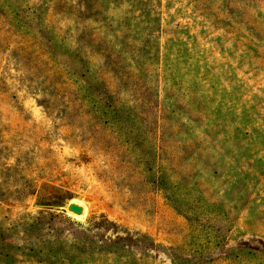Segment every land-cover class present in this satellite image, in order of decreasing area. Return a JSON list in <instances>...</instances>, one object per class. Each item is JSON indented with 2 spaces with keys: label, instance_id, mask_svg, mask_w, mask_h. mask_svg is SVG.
<instances>
[{
  "label": "rangeland",
  "instance_id": "rangeland-1",
  "mask_svg": "<svg viewBox=\"0 0 264 264\" xmlns=\"http://www.w3.org/2000/svg\"><path fill=\"white\" fill-rule=\"evenodd\" d=\"M262 3L0 0V264H264Z\"/></svg>",
  "mask_w": 264,
  "mask_h": 264
},
{
  "label": "trees",
  "instance_id": "trees-1",
  "mask_svg": "<svg viewBox=\"0 0 264 264\" xmlns=\"http://www.w3.org/2000/svg\"><path fill=\"white\" fill-rule=\"evenodd\" d=\"M256 1H264V0H256ZM234 5H237V2H234ZM261 7L264 8V3L261 4ZM264 11V9H263ZM41 23L40 21H38ZM78 51L77 49H72L70 52V59L73 60L75 63H77L78 59ZM65 75L68 78L73 79V82L76 83L79 87L83 85V80H80L76 77L75 72L72 71H64ZM85 93L82 95L83 100H87L88 104L92 105V108H95L97 106V103H99V99L96 97V93L91 89V87H88L87 89H84ZM112 98L108 96V99H106L105 104L109 107H113L112 101H110ZM218 209H216L217 211Z\"/></svg>",
  "mask_w": 264,
  "mask_h": 264
},
{
  "label": "water",
  "instance_id": "water-1",
  "mask_svg": "<svg viewBox=\"0 0 264 264\" xmlns=\"http://www.w3.org/2000/svg\"><path fill=\"white\" fill-rule=\"evenodd\" d=\"M69 209L71 211H74V212L78 213V214H82L83 210H84V208L81 205H78V204H75V203H71L69 205Z\"/></svg>",
  "mask_w": 264,
  "mask_h": 264
}]
</instances>
